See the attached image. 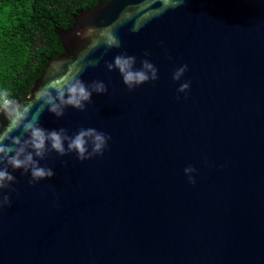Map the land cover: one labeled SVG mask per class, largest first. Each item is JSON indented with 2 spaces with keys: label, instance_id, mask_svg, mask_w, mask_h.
<instances>
[{
  "label": "water",
  "instance_id": "95a60500",
  "mask_svg": "<svg viewBox=\"0 0 264 264\" xmlns=\"http://www.w3.org/2000/svg\"><path fill=\"white\" fill-rule=\"evenodd\" d=\"M124 5L101 1L55 27L62 53L24 98L85 46L87 26L111 24ZM116 34L122 48L95 49L88 59L100 64L81 73L103 79L108 93L84 112L40 116L49 129L105 131L108 150L84 162L53 153L41 163L55 175L34 186L14 173L12 206L0 210V264H264V0H185L139 32L129 23ZM146 49L159 79L128 92L104 62L123 50L139 60ZM182 64L191 85L177 100L172 72Z\"/></svg>",
  "mask_w": 264,
  "mask_h": 264
},
{
  "label": "clouds",
  "instance_id": "9594fccd",
  "mask_svg": "<svg viewBox=\"0 0 264 264\" xmlns=\"http://www.w3.org/2000/svg\"><path fill=\"white\" fill-rule=\"evenodd\" d=\"M184 2L185 0H125L124 7L111 24L103 27L89 25L83 30L85 46L72 57L53 64L47 78L30 96L21 99L9 88L0 86V210L12 206L11 194L17 192L15 185L18 183L14 173L26 176L27 184L34 186L55 175L52 167L41 163L53 153L57 157L71 154L80 162L104 155L112 139L109 133L83 126L71 133L65 127L45 128L40 123L41 114L47 110L59 120L69 108L86 111L94 95H106L109 91L103 79L86 81L81 77L86 68L100 64L99 58L88 59L90 54L101 46L121 49V40L116 34L119 27L130 23V31L139 32L146 23L170 9L182 6ZM161 46L169 61L175 63L162 41ZM150 56L151 52L146 49L143 58L138 60L136 55L123 50L110 62L105 61L104 67L108 72H118L128 92H133L142 85L159 79V70L149 59ZM187 71L188 65L182 64L172 72V80L180 82L176 89L177 100L181 99L179 94H183L185 100L188 98L191 81L181 82ZM62 163L66 164L67 161ZM183 172L187 182L194 185L197 168L188 164ZM53 197L55 204L59 197L55 193Z\"/></svg>",
  "mask_w": 264,
  "mask_h": 264
},
{
  "label": "trees",
  "instance_id": "16d2710c",
  "mask_svg": "<svg viewBox=\"0 0 264 264\" xmlns=\"http://www.w3.org/2000/svg\"><path fill=\"white\" fill-rule=\"evenodd\" d=\"M101 1L0 0V86L26 97L47 61L62 53L54 28H69L76 10Z\"/></svg>",
  "mask_w": 264,
  "mask_h": 264
}]
</instances>
